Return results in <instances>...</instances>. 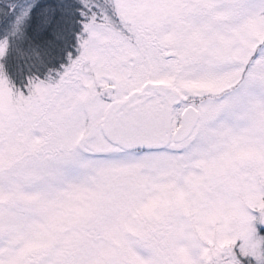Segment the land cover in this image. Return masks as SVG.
Segmentation results:
<instances>
[{
  "label": "snow or ice",
  "instance_id": "1",
  "mask_svg": "<svg viewBox=\"0 0 264 264\" xmlns=\"http://www.w3.org/2000/svg\"><path fill=\"white\" fill-rule=\"evenodd\" d=\"M79 3L23 88L0 20V264H264V0Z\"/></svg>",
  "mask_w": 264,
  "mask_h": 264
},
{
  "label": "trees",
  "instance_id": "2",
  "mask_svg": "<svg viewBox=\"0 0 264 264\" xmlns=\"http://www.w3.org/2000/svg\"><path fill=\"white\" fill-rule=\"evenodd\" d=\"M30 0H0V20L5 24L14 18L23 4ZM15 6L16 12L12 11ZM79 0H39L38 7L34 9L31 32L42 25V31L35 36V42L40 45L39 51L43 63L35 55H21L18 48H23L31 53L29 42H16L13 44L8 57L5 60L8 76L16 85L25 86L28 77L39 75L49 66H52L66 56L67 46L72 44L74 32L77 31L80 15ZM49 9L45 14L44 10ZM47 19V23L43 22ZM5 34L0 31V37ZM71 43V44H70Z\"/></svg>",
  "mask_w": 264,
  "mask_h": 264
},
{
  "label": "rangeland",
  "instance_id": "3",
  "mask_svg": "<svg viewBox=\"0 0 264 264\" xmlns=\"http://www.w3.org/2000/svg\"><path fill=\"white\" fill-rule=\"evenodd\" d=\"M77 27H78V29H77L76 32H74V39L72 40V44L70 43L71 45L69 47L67 46V49H69V51H67L66 56L64 58H62L60 61H58L57 63L55 62V64H53L52 66L47 67L45 69V71H43L42 73H39V76L41 78H43L47 74L49 69H51V68H59L62 64L66 63L67 62V54H68V52H73V53L75 52V45H76V42H77L76 41V34L80 30V24ZM9 78H10V76H9ZM10 80L16 85V83L11 78H10ZM26 84H27V82H26ZM16 86H18V85H16ZM18 87L23 88L24 86H20L19 85Z\"/></svg>",
  "mask_w": 264,
  "mask_h": 264
}]
</instances>
